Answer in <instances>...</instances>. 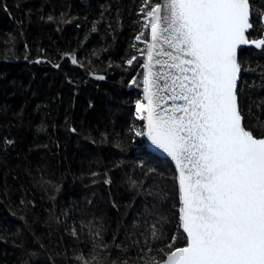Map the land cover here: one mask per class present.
I'll list each match as a JSON object with an SVG mask.
<instances>
[{
    "label": "trees",
    "instance_id": "16d2710c",
    "mask_svg": "<svg viewBox=\"0 0 264 264\" xmlns=\"http://www.w3.org/2000/svg\"><path fill=\"white\" fill-rule=\"evenodd\" d=\"M255 3L258 12L264 10V0ZM139 5L140 0H0V264H79V254L92 264L89 221L103 225L111 250V259L97 256L99 264H121L125 257L137 264L133 241L147 227L142 216L149 222L167 217L168 234L176 232L174 170L169 161L145 155L142 138L128 131L141 95L129 86L141 69L135 61L125 64L136 55L131 45L139 31ZM61 13H67V23L55 20ZM242 56L254 69L240 82L247 112L248 104L264 101V52L245 49ZM146 206L154 215H144ZM114 243L123 252L112 250Z\"/></svg>",
    "mask_w": 264,
    "mask_h": 264
},
{
    "label": "snow or ice",
    "instance_id": "6c2138e0",
    "mask_svg": "<svg viewBox=\"0 0 264 264\" xmlns=\"http://www.w3.org/2000/svg\"><path fill=\"white\" fill-rule=\"evenodd\" d=\"M66 16L55 20L67 23ZM137 16L139 31L131 45L136 55L125 64L135 61L141 69L129 86L142 89V95L134 102L128 131L147 142L141 145L145 155L154 149L170 158L176 185V232L168 234L167 217L149 222L142 216L147 227L133 241L137 264H264V116L252 111L264 113V101L248 104L246 112L240 83L254 70L246 67L245 48L264 52V10L258 12L255 0H140ZM47 19L55 22L51 15ZM65 57L78 63L75 55ZM144 215L154 213L146 206ZM88 226L92 264H99L97 256L111 259L103 225L89 221ZM139 227L134 221L132 228ZM71 231L78 239L76 228ZM112 250L123 247L114 243ZM76 259L90 264L83 254Z\"/></svg>",
    "mask_w": 264,
    "mask_h": 264
},
{
    "label": "water",
    "instance_id": "95a60500",
    "mask_svg": "<svg viewBox=\"0 0 264 264\" xmlns=\"http://www.w3.org/2000/svg\"><path fill=\"white\" fill-rule=\"evenodd\" d=\"M245 49H252V50L260 51V50L255 49L254 47H246ZM141 95H142V89H141ZM142 142H143V145L146 146L147 142L143 138H142ZM149 152L151 154H153L154 156L160 158V159H165V160L169 161L171 166H172V168H173V170H174V165L171 163L170 158H166L165 155H162L159 151L154 150V149H149ZM174 174H175V170H174Z\"/></svg>",
    "mask_w": 264,
    "mask_h": 264
},
{
    "label": "rangeland",
    "instance_id": "374dc122",
    "mask_svg": "<svg viewBox=\"0 0 264 264\" xmlns=\"http://www.w3.org/2000/svg\"><path fill=\"white\" fill-rule=\"evenodd\" d=\"M258 34H259V32H258ZM257 36H258V35H257ZM257 36H256V37H257Z\"/></svg>",
    "mask_w": 264,
    "mask_h": 264
},
{
    "label": "flooded vegetation",
    "instance_id": "af4514ba",
    "mask_svg": "<svg viewBox=\"0 0 264 264\" xmlns=\"http://www.w3.org/2000/svg\"><path fill=\"white\" fill-rule=\"evenodd\" d=\"M259 35V34H258Z\"/></svg>",
    "mask_w": 264,
    "mask_h": 264
}]
</instances>
